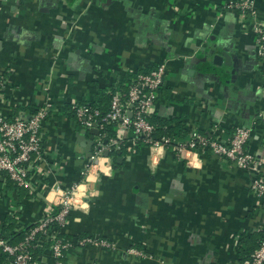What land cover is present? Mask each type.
<instances>
[{
  "label": "crops",
  "instance_id": "1",
  "mask_svg": "<svg viewBox=\"0 0 264 264\" xmlns=\"http://www.w3.org/2000/svg\"><path fill=\"white\" fill-rule=\"evenodd\" d=\"M228 1L0 0V114L27 116L25 108L46 102L55 108L42 126L45 159L32 170L30 187L0 176V224L12 218L16 233L35 226L56 210L53 189L78 185L61 234L106 239L113 248L69 249L65 264H240L241 246L253 244L241 238L264 229V202L248 189L250 173L211 152L177 157L139 145L129 157L102 159L86 171L78 136L85 129L64 110L121 85L127 73L166 63L156 118H181L222 140L237 127L249 129L245 149L264 160L254 35ZM252 2L264 29V0ZM212 46L227 52L233 67L200 75ZM34 264H53L48 245Z\"/></svg>",
  "mask_w": 264,
  "mask_h": 264
},
{
  "label": "built area",
  "instance_id": "2",
  "mask_svg": "<svg viewBox=\"0 0 264 264\" xmlns=\"http://www.w3.org/2000/svg\"><path fill=\"white\" fill-rule=\"evenodd\" d=\"M226 8L238 12L250 21L256 57L260 64L264 90V29L257 19L252 0H230ZM167 66L160 63L147 73L137 74L130 82L114 86L110 93L108 109L105 113L86 104L73 102L69 105L75 121L85 130L96 129L98 136L93 137L92 154L86 171L98 166L99 161L109 160L110 153L124 150L125 156L134 153L139 138L151 152L167 150L177 157L184 152L202 154L207 149L213 155L226 160L240 170L247 171L253 178L248 189L261 202H264V175L260 169L264 160H260L246 151L245 146L250 138V130L237 127L227 139L208 138L197 130H191L184 142L174 141L169 137L155 139V126L150 122L157 101V92L165 82ZM3 79L0 78V89ZM55 108L50 102L35 108L26 115L7 119L0 114V176L4 175L16 187L29 188V178L34 167L43 162L45 153L42 145V126ZM262 117V115H260ZM115 126V137L105 140L101 133L105 126ZM129 134L132 139L124 142ZM107 153L108 157H104ZM78 185L69 190L59 187L53 189L55 195L51 202L56 207L31 228L17 244L0 236V251L7 255L8 264H34L33 250L49 246L53 264H65L67 250L84 246L111 249L113 244L102 238L83 236L70 240L61 237V230L66 226L68 216L77 198ZM140 254L136 250H131ZM242 264H264V240Z\"/></svg>",
  "mask_w": 264,
  "mask_h": 264
},
{
  "label": "trees",
  "instance_id": "3",
  "mask_svg": "<svg viewBox=\"0 0 264 264\" xmlns=\"http://www.w3.org/2000/svg\"><path fill=\"white\" fill-rule=\"evenodd\" d=\"M151 69H153V68L141 70V71L136 72L134 74H131V73L128 74L127 73L124 76H122L120 83H121V85L126 84V83L130 82L137 74L147 73ZM113 89H114V87L105 88L102 91H99V93L95 97H93L91 101H89V102L79 101V103L80 104H86V105L91 106L93 108H97L101 111V113H105L108 109V105H109V101H110V93L113 92ZM163 91H164V89H162V87L158 90L157 99H159V97H161L160 94H162ZM165 92H167V90ZM27 109L29 110L28 113H31L35 110L34 106H29V108H25L24 110H27ZM21 110H23V109H21ZM64 110H69V106H65ZM69 114H70V116H72V113L70 111H69ZM180 120H181V118L170 120V121H162V120H159L158 118H156L155 115H152V117L150 118V122L155 126V132L153 134L154 138L160 139L161 137H169L174 141V143H172V145H174L178 142L181 143V142L186 141V139L188 138V135L192 129L188 128L185 125V123L180 121ZM101 133L105 136V140H109L110 138L115 137V126L114 125H107V126H105L104 130ZM203 135H205V134H203ZM205 136L209 138V136H207V135H205ZM130 139H132L131 134H129L128 138H126L124 140V142H127ZM137 143H138L137 145H139V146L147 147V146L142 144L141 138L138 139ZM208 152H209V150L207 149L202 154H206ZM124 153H125L124 150L121 149L119 151H115V152L110 153L109 156L113 162H116L117 157L119 156L118 154L122 155ZM199 154L202 155L200 152H199ZM12 220H13L12 218H7V219H5V221L2 224H0V236L2 238L7 239L10 244H17L20 241H22L25 234L31 228H33V226L30 228L22 229L18 233L12 232V229H13V221ZM61 237H63L62 234H61ZM263 240H264V229L259 231L257 234L249 236L248 239H246V238L242 239L241 238L240 244L243 243L246 245V244H249L250 242H252L253 244L251 246L247 245L246 249H242V246H241V250H239V255H240L239 262H240V264H242L244 261L249 259L251 254L259 247L260 243ZM40 250H42V248H37V249L33 250V260L36 258V256L40 252ZM0 258L2 260H5V259H7V255L3 254L0 251Z\"/></svg>",
  "mask_w": 264,
  "mask_h": 264
},
{
  "label": "water",
  "instance_id": "4",
  "mask_svg": "<svg viewBox=\"0 0 264 264\" xmlns=\"http://www.w3.org/2000/svg\"><path fill=\"white\" fill-rule=\"evenodd\" d=\"M207 55L209 57L208 61L206 63L204 62L200 67V75L210 76L212 67L219 68V73H223L225 69H228L230 67H233L232 61L230 59V56L227 54V52L222 51L220 48H217L216 46L209 47L207 49ZM29 118V115L26 116V119ZM88 133L90 136L87 139H85V135ZM99 133L96 129L91 130H84L78 134V136L82 139V148L84 149V155L87 160L90 159L92 154V147H93V137L98 136ZM80 142V140H78ZM119 155V154H118ZM104 157H108V154L105 153Z\"/></svg>",
  "mask_w": 264,
  "mask_h": 264
}]
</instances>
